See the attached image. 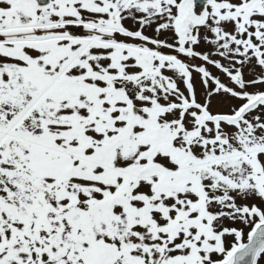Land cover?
I'll return each instance as SVG.
<instances>
[{
  "label": "snow or ice",
  "instance_id": "1",
  "mask_svg": "<svg viewBox=\"0 0 264 264\" xmlns=\"http://www.w3.org/2000/svg\"><path fill=\"white\" fill-rule=\"evenodd\" d=\"M0 264H264V0H0Z\"/></svg>",
  "mask_w": 264,
  "mask_h": 264
}]
</instances>
